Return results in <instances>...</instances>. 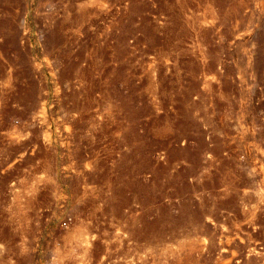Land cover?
Listing matches in <instances>:
<instances>
[{
  "label": "rangeland",
  "instance_id": "rangeland-1",
  "mask_svg": "<svg viewBox=\"0 0 264 264\" xmlns=\"http://www.w3.org/2000/svg\"><path fill=\"white\" fill-rule=\"evenodd\" d=\"M0 264H264V0H0Z\"/></svg>",
  "mask_w": 264,
  "mask_h": 264
},
{
  "label": "built area",
  "instance_id": "built-area-1",
  "mask_svg": "<svg viewBox=\"0 0 264 264\" xmlns=\"http://www.w3.org/2000/svg\"><path fill=\"white\" fill-rule=\"evenodd\" d=\"M69 220H70V219H69L68 217L64 218V219L60 222V226L63 227V228H65V227L67 226Z\"/></svg>",
  "mask_w": 264,
  "mask_h": 264
}]
</instances>
